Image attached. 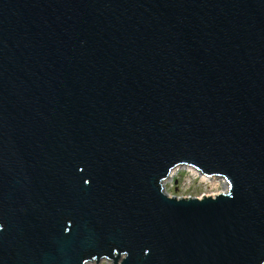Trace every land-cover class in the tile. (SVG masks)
Returning a JSON list of instances; mask_svg holds the SVG:
<instances>
[{
    "label": "water",
    "instance_id": "obj_1",
    "mask_svg": "<svg viewBox=\"0 0 264 264\" xmlns=\"http://www.w3.org/2000/svg\"><path fill=\"white\" fill-rule=\"evenodd\" d=\"M101 261L264 264V0H0V264Z\"/></svg>",
    "mask_w": 264,
    "mask_h": 264
},
{
    "label": "rangeland",
    "instance_id": "obj_2",
    "mask_svg": "<svg viewBox=\"0 0 264 264\" xmlns=\"http://www.w3.org/2000/svg\"><path fill=\"white\" fill-rule=\"evenodd\" d=\"M204 176V175H203ZM171 179H167L165 190L171 196L177 197H201L202 195H213L224 190L225 187L220 181L216 183L210 182L206 178L203 179L189 168H178ZM221 180V179H219ZM227 188V186H226ZM94 264V263H90ZM99 264H108L106 261H101Z\"/></svg>",
    "mask_w": 264,
    "mask_h": 264
},
{
    "label": "bare ground",
    "instance_id": "obj_3",
    "mask_svg": "<svg viewBox=\"0 0 264 264\" xmlns=\"http://www.w3.org/2000/svg\"><path fill=\"white\" fill-rule=\"evenodd\" d=\"M178 168H189V169H191L192 171H194L195 173H197V175L200 176L202 179H203V178H206L207 180H209V181H206V182H210V180L214 179V180L212 181V183H216V181H217V182L220 181L221 183H223V186L225 187L224 190H227V188H228V186H227V182H226L223 178H217V177H212V178H211V177H206L205 175L203 176L202 174H200L196 169H194V168L191 167V166H181V167H176L175 169L172 170L171 175H170V177H168V179L173 178L172 176H173L174 172H175ZM219 179H221V180H219ZM203 181H205V180L203 179ZM226 186H227V188H226ZM220 192H222V191H220Z\"/></svg>",
    "mask_w": 264,
    "mask_h": 264
}]
</instances>
